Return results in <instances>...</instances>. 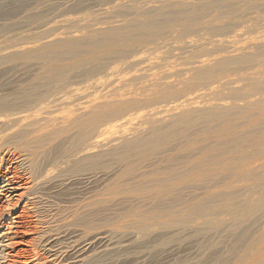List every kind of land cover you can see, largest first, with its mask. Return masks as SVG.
Here are the masks:
<instances>
[{
  "label": "rangeland",
  "instance_id": "obj_1",
  "mask_svg": "<svg viewBox=\"0 0 264 264\" xmlns=\"http://www.w3.org/2000/svg\"><path fill=\"white\" fill-rule=\"evenodd\" d=\"M202 4L209 7L191 23L154 37L143 33L137 42L115 41L108 51L124 55L103 56L104 70L93 78L85 80L78 70L60 82L80 87L98 79L88 93L99 95L103 108L121 98L139 101V107L103 121L102 151L145 135L152 125L174 130L167 148L134 154L128 164L104 160L108 166L84 195L99 191L97 229L69 226L66 238L81 241L76 253L83 258L67 259L70 264H246L245 256L257 264V254H245L244 247L256 241L264 223L246 238L242 230L249 221L234 224L219 208L228 195L244 198L250 184L264 183V0H0L1 56H32L45 42H81L89 31L100 38L107 28L131 30L161 6L172 14ZM89 48L81 43L72 57L64 46L60 61L45 64L29 55L17 73L44 72L53 63L64 69L95 57ZM204 69L210 73H198ZM226 151L234 161L221 159ZM75 248L65 258L76 256ZM254 248L263 252L264 242Z\"/></svg>",
  "mask_w": 264,
  "mask_h": 264
},
{
  "label": "bare ground",
  "instance_id": "obj_2",
  "mask_svg": "<svg viewBox=\"0 0 264 264\" xmlns=\"http://www.w3.org/2000/svg\"><path fill=\"white\" fill-rule=\"evenodd\" d=\"M161 7L155 13L151 11L152 14L138 26L131 24L134 25L131 30L107 28L100 38L96 37L94 31H89L85 32L81 42L75 39L62 42V45L57 42H45L38 45L32 56L29 54L45 64L60 61L64 46L72 57L80 52L81 43L89 45L91 51L96 53L95 57L79 60L64 69L53 63L47 66L44 72L31 70L17 73L20 65L30 62L31 57L27 52L0 55V264H67L69 261L81 263L83 258H78L80 256L76 253L82 248L78 246L81 241L75 239L69 243L70 239L66 236L71 233L69 226H76L77 223L84 231L97 229L101 198L99 191H96L95 186L94 195L88 199L84 195L92 188L91 183L97 180V174L108 166L104 160L108 157L117 163L128 164L134 154L143 156L160 151L164 146L168 147L174 130H171V127L165 129L152 125L145 135H139L117 147L102 151L103 121L106 117L124 115V111L130 107L140 105L139 101L121 98L114 102L115 104L103 108L100 96H90L88 93V89L98 84V79L80 87L60 83L79 71L85 80H89L93 78L94 71L101 68L99 61L103 56L124 55L120 50L108 51V47L115 41L137 42L143 33L154 37L164 28L191 23L209 7V4L189 10L175 9L174 13H169L170 16L169 10L165 12ZM166 13L169 17L166 15L163 19L162 15ZM102 69L104 70L101 68V71ZM198 73H210V69L199 70ZM10 76L13 77L12 80L2 82ZM86 98L88 99L85 101H79ZM197 112L198 110H194L192 113ZM204 113L211 119V112ZM127 116L126 120L131 118L130 114ZM229 143L231 144L230 141ZM226 154L227 156H220L222 160V157H228L227 151ZM228 158L233 159V156ZM173 181L175 182L174 179ZM250 185L252 187L248 186L246 189L248 196L237 198L235 195L236 198H231V195H228V203L218 207L219 210L225 209L232 215L234 224L249 221L242 230L246 238L250 236L251 228L255 224L264 223V183ZM240 199H243L242 205H239ZM213 211L217 212V209ZM262 226L256 241L250 240L244 247L245 254H257V264H264V258L261 256V253L264 255V248L263 252L254 248L264 242V225ZM92 239L97 240V234H94ZM16 245H20V248L15 249ZM72 247H78L73 249L76 253L73 260L65 258L64 254ZM246 257L245 263L249 264Z\"/></svg>",
  "mask_w": 264,
  "mask_h": 264
}]
</instances>
